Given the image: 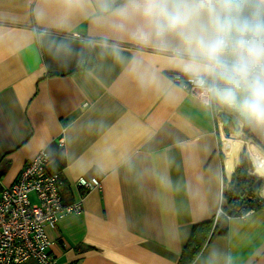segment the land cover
<instances>
[{"label":"crops","instance_id":"crops-1","mask_svg":"<svg viewBox=\"0 0 264 264\" xmlns=\"http://www.w3.org/2000/svg\"><path fill=\"white\" fill-rule=\"evenodd\" d=\"M97 36L66 0H0L1 191L47 152L63 203L82 205L45 228L58 264H177L192 226L209 220L226 232L193 264H264V210L217 216L243 148L248 173L264 179V128L230 113L239 127L225 135L222 110L172 83L179 73L163 53L122 44L163 85L141 86L124 61L88 43ZM54 40L78 55L55 56ZM81 177L100 185L78 187Z\"/></svg>","mask_w":264,"mask_h":264},{"label":"clouds","instance_id":"clouds-1","mask_svg":"<svg viewBox=\"0 0 264 264\" xmlns=\"http://www.w3.org/2000/svg\"><path fill=\"white\" fill-rule=\"evenodd\" d=\"M98 33L89 44L106 47L127 64L141 86L161 88L137 51L163 53L186 78L205 109L235 113L264 128V0H66ZM53 54L72 58L69 41H53ZM225 264H231L227 258Z\"/></svg>","mask_w":264,"mask_h":264},{"label":"built area","instance_id":"built-area-1","mask_svg":"<svg viewBox=\"0 0 264 264\" xmlns=\"http://www.w3.org/2000/svg\"><path fill=\"white\" fill-rule=\"evenodd\" d=\"M170 80L196 97L180 74L170 75ZM49 160L45 150L39 151L25 164L16 181L0 192V264H58L50 253L52 244L45 228L55 226L65 215L80 213L82 205L81 200L69 205L63 203V183L59 173L49 169ZM99 185L98 179L77 180V186L86 190ZM222 203L221 196L217 216L231 218L223 213ZM238 211L240 218L253 213Z\"/></svg>","mask_w":264,"mask_h":264},{"label":"trees","instance_id":"trees-1","mask_svg":"<svg viewBox=\"0 0 264 264\" xmlns=\"http://www.w3.org/2000/svg\"><path fill=\"white\" fill-rule=\"evenodd\" d=\"M90 62H92L91 57ZM243 130L247 133L245 125ZM248 169V160L242 152L239 156V166L234 170L229 183L222 192L221 209L229 217L240 215L241 211H238L240 209L244 211L264 210V199L259 195L261 189L264 188V179L250 175ZM225 232L226 230H220L217 224L213 226V220L193 225L177 264H193L208 240L214 235H222Z\"/></svg>","mask_w":264,"mask_h":264},{"label":"water","instance_id":"water-1","mask_svg":"<svg viewBox=\"0 0 264 264\" xmlns=\"http://www.w3.org/2000/svg\"><path fill=\"white\" fill-rule=\"evenodd\" d=\"M221 123H222V129L225 133V135H229V129L228 126L231 125L234 131H238V123H237V119L232 116L230 113L228 112H224L221 111L218 115Z\"/></svg>","mask_w":264,"mask_h":264},{"label":"rangeland","instance_id":"rangeland-1","mask_svg":"<svg viewBox=\"0 0 264 264\" xmlns=\"http://www.w3.org/2000/svg\"><path fill=\"white\" fill-rule=\"evenodd\" d=\"M246 151H247V148H246ZM246 151H245L244 148L242 149V152L245 153V157H246L247 160H248V164H249V172H251V171H252V166H251L250 161H249V155H248V152L246 153ZM260 178H261V177H260ZM261 190H262V189H261ZM259 195H260V193H259ZM260 197H261V196H260Z\"/></svg>","mask_w":264,"mask_h":264}]
</instances>
